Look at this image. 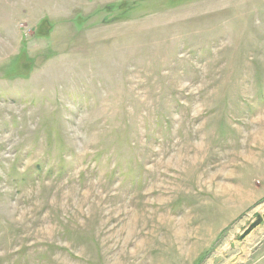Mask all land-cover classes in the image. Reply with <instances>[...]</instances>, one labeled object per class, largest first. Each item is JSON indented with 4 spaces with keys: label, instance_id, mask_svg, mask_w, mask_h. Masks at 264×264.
<instances>
[{
    "label": "rangeland",
    "instance_id": "1",
    "mask_svg": "<svg viewBox=\"0 0 264 264\" xmlns=\"http://www.w3.org/2000/svg\"><path fill=\"white\" fill-rule=\"evenodd\" d=\"M0 264H264V0H0Z\"/></svg>",
    "mask_w": 264,
    "mask_h": 264
},
{
    "label": "water",
    "instance_id": "2",
    "mask_svg": "<svg viewBox=\"0 0 264 264\" xmlns=\"http://www.w3.org/2000/svg\"><path fill=\"white\" fill-rule=\"evenodd\" d=\"M262 218H257L256 222H254L253 224L250 225L249 229L245 232V234H248L255 226H257L258 224H260Z\"/></svg>",
    "mask_w": 264,
    "mask_h": 264
}]
</instances>
